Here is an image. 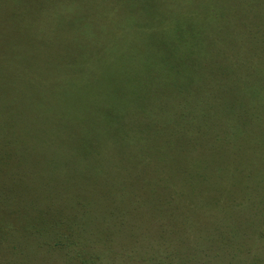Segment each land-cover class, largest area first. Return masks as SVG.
I'll return each instance as SVG.
<instances>
[{"label":"rangeland","instance_id":"1","mask_svg":"<svg viewBox=\"0 0 264 264\" xmlns=\"http://www.w3.org/2000/svg\"><path fill=\"white\" fill-rule=\"evenodd\" d=\"M71 5L79 8L77 17ZM66 52L79 64L71 65ZM146 72L152 82L144 80ZM263 87L264 0H0V264H76L70 254L104 251L96 241L110 233L123 243L113 264L222 263L215 258L222 245L230 248L231 264H264V223L253 233L229 228L211 217L225 216L214 206L202 214L205 226L185 219L188 246L170 229L164 254L177 259L167 261L154 241L155 226L164 232L168 219L148 223L139 210V225L124 227L132 198L121 184L139 167L148 173L140 177L147 188H137L140 198L163 195L164 184L176 192L174 202L190 192L188 202L197 200L209 189L210 199L235 201L226 209L229 223L252 218L253 205L236 208L247 204L244 194L222 197L219 190L236 189L197 165L216 133L242 132L254 122L260 124L251 135L264 132L257 97ZM118 92L130 101L114 99ZM138 101L149 108H138ZM105 107L116 111L103 119ZM153 133L178 150L189 145L188 151L175 157L177 150ZM186 172L209 181L198 178L200 185L189 191L180 186L194 184ZM251 196L263 199L264 193ZM129 232L134 240L128 243ZM218 232L233 234L234 241L215 244ZM64 235L79 243L69 254Z\"/></svg>","mask_w":264,"mask_h":264},{"label":"trees","instance_id":"2","mask_svg":"<svg viewBox=\"0 0 264 264\" xmlns=\"http://www.w3.org/2000/svg\"><path fill=\"white\" fill-rule=\"evenodd\" d=\"M69 10L71 12L70 14H73L75 17H77L78 12H79L78 7H76L75 5H71ZM66 55L69 58L68 62L70 63L71 61V65L79 64L77 59H73L72 54L66 52ZM145 61L147 62L149 66H152L150 61H148L147 59H145ZM145 77L146 79L144 80H146V82H152L153 79H155V77L151 76L149 72H146L144 74L143 78ZM117 95H118L117 97H113L117 101H127V100L130 101L127 98V96H125V94L123 93L121 94L120 92H118ZM149 95H151V93H149ZM147 97L148 96L145 93L144 98L149 99L150 102H152L151 97H148V98ZM257 97L259 98L258 103H260L263 106L264 104L262 103V101L264 100V87L261 88L259 92H257ZM138 103L139 101L137 102L138 108L142 110L149 108L147 106H142L141 104H138ZM109 109L110 108H107V107L104 108L103 115H102L103 119H104V113H106ZM110 110H115V109L111 108ZM106 120L105 121L108 122L109 119L106 117ZM259 124L260 123L256 122L254 125V128L257 127ZM253 125H251L250 127H247V129L245 130H242V132L231 131V130H228L227 132V131L222 130L223 131L222 133L214 134L212 139L214 140L215 145L204 150L206 152L203 153L200 159V164L197 165V167L199 166L201 167L203 165V167L205 168V174H209L212 176V178H216L219 181V183L220 182L227 183L228 185H231L232 188L236 189V190L226 189L225 186H223L225 189L219 190V192L222 194H226V195H221L222 197L224 196L231 197V196L236 195V193L242 194V196L244 194L246 198L242 200H246L247 204L245 205L237 204L236 208H241L242 210H244L247 208L248 205H251V206L253 205L254 208L252 211H254L255 213L252 216V218H247L242 222L234 221V222L229 223L232 220V217L229 216V214H231V211H228L226 209L231 208L232 207L231 205L234 204L235 201L229 198V199H226V201L224 202L219 197H213L212 199H210L208 197L209 196L208 192L210 191L209 189H204V191L207 193L206 195H203L201 193L198 195H195V197L197 198L198 196L200 197L197 200H192L191 202H188L187 195L195 193V192H190V193L179 194L178 200L174 202V197H176V192L174 191V189H172V187H169L168 185L166 186L164 184L163 186L162 185L159 186V188L164 192L163 195L159 194L158 196L155 197V199H152L153 196L151 192L150 194H148V197L146 196V197L140 198V195L137 194L138 193L137 188L147 190L146 187L140 186L141 185L140 177H144V178L148 177V173H146V175L143 176L145 172L140 171L138 167V168H134V176H129L127 174L129 179L126 178L125 181H122L121 183L124 185L125 194L129 195L132 198L128 202L129 203V205H127L128 208H126V212L127 214H129L130 218L126 219L125 217H123L122 224L124 225V227H127L128 229L130 228L135 229V227L139 225V224H136L137 221H135V217L138 216L139 210H141L142 215L147 216L146 220L148 223L149 221L151 223H153L154 221H157L158 223L163 224L161 222L162 221L161 218H167L170 225L165 226L166 228L164 232H159V230L163 228L161 225L155 226V229H158V231L155 230L157 234L156 235L157 238L155 237L154 245H155V248L158 250L156 252H158L162 256H166L165 258H167V261H173L175 263H176L177 256L176 255L173 256L172 254H168V255L164 254L166 250L163 248L164 241L162 242V240L165 239L166 234L170 235L169 231L173 227L174 232L179 235L178 242L183 244L184 246L185 245L188 246L189 245V241H188L189 231H188L187 225H185L187 223L185 222V219L187 221H190L189 223L193 224L194 225L193 227H197L196 225L198 224L196 223H199V222L201 223L204 221L202 214H204L205 211H207L208 213L210 210V207L212 206L219 207V209H222V212L225 213L224 218H219L218 216H214V215L211 216L214 218L216 222L220 223V221H223L225 224L229 225L228 226L229 228L243 227V228H251L252 233L256 231L257 226L260 223H264V219H263L264 218V208L257 206V205L264 204V198L262 199L259 197H253L251 195H253L254 193H264V187L261 186V184H264V135H263L264 132L259 131V132H256L257 134L251 135L252 132H250L249 129H251ZM153 134H155V137H159V140L161 141L163 146L167 147L170 151H172L173 148H175L170 145L171 140L170 141H166L165 139L162 140L159 134L157 133H153ZM150 136L151 135H149L147 139H149ZM121 141L123 142V140ZM246 142L248 143V145L246 144ZM188 143H189L188 140L184 139L183 145L188 144ZM190 143H193V142L191 141ZM188 147L189 145L187 147L182 146L183 149L181 148V150L180 149L178 150L177 148H175L177 150V151L173 150L175 157L180 158L183 155V152L188 151L187 150ZM99 149H105V146L96 148L94 149V151H97ZM180 153L182 155H180ZM254 155L259 161L256 162L254 160ZM97 158L99 157L97 156ZM172 165L174 166V163ZM96 167H97L96 169H99L98 171L102 179H107L108 172H105L99 163ZM117 170L118 168L115 169V171ZM205 174L203 175L202 173L201 175H199L196 173L195 174L190 173L188 175V173L186 172L184 177L191 178L190 179L191 183H194V184H190V182L188 183V181L186 180L180 186H182L183 188H188L189 191L190 190L192 191L193 190L192 185H194V187H198L200 185L196 183L198 178L203 179L205 181H209L207 175ZM144 183L149 185L148 182H144ZM117 200L118 199L116 198L114 201H117ZM148 204H149V207H147ZM180 205H183L184 208L190 212L187 217H183L182 214H180L182 212V208L180 207ZM100 207L105 208L103 205H101ZM143 207H147L145 211L147 212L146 214H144L142 211ZM221 215L222 213L220 214V217ZM109 216H110L109 220L114 223L115 221L114 214L110 213ZM236 219H239V218L237 217ZM206 222L205 221L203 222V226L207 224ZM250 233H251L250 231L248 232L245 231L244 235L249 236ZM229 235H231L232 237H229V236H225V237L228 240H232L233 238V241H234L235 236L233 234H229ZM225 237L221 232H218V237L215 235L214 238H212V242H215V244H217L216 241L218 240L219 242L221 241L220 243H222L223 242L221 240L222 238L225 240V243H227V239ZM103 238H104L103 242L101 243L100 241H96V242L98 245H100L98 247L100 248L103 247L105 249L104 251L102 252L98 251L96 253L91 252L88 254L87 250L79 248V250L76 251L77 255L70 254V257L68 259H70V262H75L76 264H104V261L106 262L108 261L109 264H113L117 262L119 259H121V255H119L118 249L122 247L123 245L122 241H119L118 239H116L113 233L103 235ZM260 238L261 240H264V231L261 233ZM125 239L128 243L132 242V240H134V234L129 232ZM157 239H160V240H157ZM197 239H200V237L198 236ZM207 240L210 242L211 238L208 237ZM64 242H68V243L66 244ZM63 243L64 245H66L64 247V251L65 252L67 251L68 254L73 249V247L77 245L79 247V243L75 242L72 236L64 235ZM218 248L219 250H217L215 254V258L217 259L219 257L223 262L221 263L220 260H217L215 264L235 263L232 261L231 262L226 261L227 258H229V256L227 255V253H229V250H230L229 246L222 245L220 247L218 246ZM159 250L162 251V253H160Z\"/></svg>","mask_w":264,"mask_h":264}]
</instances>
